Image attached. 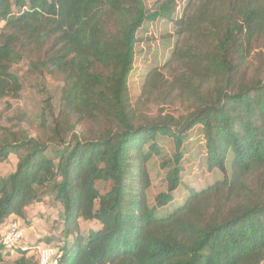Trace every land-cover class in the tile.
I'll use <instances>...</instances> for the list:
<instances>
[{
	"label": "trees",
	"instance_id": "obj_1",
	"mask_svg": "<svg viewBox=\"0 0 264 264\" xmlns=\"http://www.w3.org/2000/svg\"><path fill=\"white\" fill-rule=\"evenodd\" d=\"M0 0V100L23 90L12 72L62 83L40 126L2 125L0 235L11 216L50 198L62 210L59 264H264V0ZM173 23L170 57L133 97L139 33ZM199 129L222 177L184 187L185 146ZM160 138H168L166 154ZM165 152V153H164ZM166 189L152 204L149 164ZM186 193L176 203L175 191ZM81 221L92 223L84 234ZM10 264H37L35 255ZM5 259L0 244V264Z\"/></svg>",
	"mask_w": 264,
	"mask_h": 264
},
{
	"label": "rangeland",
	"instance_id": "obj_2",
	"mask_svg": "<svg viewBox=\"0 0 264 264\" xmlns=\"http://www.w3.org/2000/svg\"><path fill=\"white\" fill-rule=\"evenodd\" d=\"M146 1L152 2L153 0ZM186 1L180 0L175 17L181 14ZM173 32V23L164 20L146 23L140 30L139 38L141 41L136 46L134 70L129 81L133 97L140 94L147 70L162 65L170 57L175 44ZM12 72L20 78L23 90L18 98L0 100V113L3 115L2 125L17 131L26 130L29 129L27 124L29 121L39 127L42 120V110L46 106L48 98L51 99L55 113L58 112L62 83L48 76L33 74L27 60L15 64ZM22 114L26 116L28 121H19V116ZM200 132L199 129L194 131L184 150L182 165L185 170L183 180L186 189L190 186L204 187L222 177L221 172L208 170L203 134ZM159 142L164 147L166 154L173 152V145L168 138H160ZM161 157L155 156L149 164L152 187L148 191V199L151 204L155 196L166 189V170L161 167ZM16 162H18V158L12 154L7 161L0 163V176L10 175L15 170ZM184 187L175 191L176 203L184 199L186 193ZM61 221L62 219L59 217L57 225H60ZM91 227L92 224H87L83 233L86 234ZM54 239L58 244L57 238L54 237Z\"/></svg>",
	"mask_w": 264,
	"mask_h": 264
},
{
	"label": "crops",
	"instance_id": "obj_3",
	"mask_svg": "<svg viewBox=\"0 0 264 264\" xmlns=\"http://www.w3.org/2000/svg\"><path fill=\"white\" fill-rule=\"evenodd\" d=\"M61 210V204H55L50 198H45L42 202L29 205L26 208L23 217L13 215L11 216V218L19 217V219L21 220L22 224L24 225L25 243L28 246L44 245L46 244L45 238L48 237L53 239L54 237H56L58 242H60L62 223H60V225L57 224ZM87 224L92 223L88 221H81L80 227L82 233L84 227ZM91 228H95V226H93L92 224ZM51 244H56L55 239L51 242ZM23 255L24 253L22 251L9 255L5 257L3 264L14 263ZM33 255L34 254L32 250L26 251V257H30Z\"/></svg>",
	"mask_w": 264,
	"mask_h": 264
},
{
	"label": "built area",
	"instance_id": "obj_4",
	"mask_svg": "<svg viewBox=\"0 0 264 264\" xmlns=\"http://www.w3.org/2000/svg\"><path fill=\"white\" fill-rule=\"evenodd\" d=\"M0 244L3 246L5 257L19 251H30L36 257L37 264H59L62 251L57 245H34L28 246L25 243L24 225L19 217L7 220L2 228Z\"/></svg>",
	"mask_w": 264,
	"mask_h": 264
}]
</instances>
